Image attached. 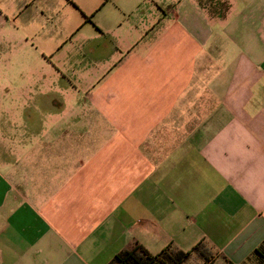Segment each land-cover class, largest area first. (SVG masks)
Segmentation results:
<instances>
[{
	"label": "crops",
	"instance_id": "0c3cea01",
	"mask_svg": "<svg viewBox=\"0 0 264 264\" xmlns=\"http://www.w3.org/2000/svg\"><path fill=\"white\" fill-rule=\"evenodd\" d=\"M112 3L121 58L89 74L84 125L0 163V264H107L133 241L242 264L264 240V0Z\"/></svg>",
	"mask_w": 264,
	"mask_h": 264
},
{
	"label": "rangeland",
	"instance_id": "374dc122",
	"mask_svg": "<svg viewBox=\"0 0 264 264\" xmlns=\"http://www.w3.org/2000/svg\"><path fill=\"white\" fill-rule=\"evenodd\" d=\"M113 1L0 0V163L47 133L84 125L89 74L100 79L103 66L121 58L127 22L98 27ZM137 13L144 22L146 8Z\"/></svg>",
	"mask_w": 264,
	"mask_h": 264
},
{
	"label": "trees",
	"instance_id": "16d2710c",
	"mask_svg": "<svg viewBox=\"0 0 264 264\" xmlns=\"http://www.w3.org/2000/svg\"><path fill=\"white\" fill-rule=\"evenodd\" d=\"M203 248L209 252L202 251ZM210 256V248L202 241L189 250H182L170 243L156 253H150L137 241H133L117 252L107 264H192L193 259H199L205 264ZM242 264H264V240Z\"/></svg>",
	"mask_w": 264,
	"mask_h": 264
}]
</instances>
